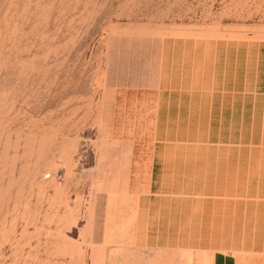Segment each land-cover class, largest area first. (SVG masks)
Instances as JSON below:
<instances>
[{
	"label": "rangeland",
	"instance_id": "1",
	"mask_svg": "<svg viewBox=\"0 0 264 264\" xmlns=\"http://www.w3.org/2000/svg\"><path fill=\"white\" fill-rule=\"evenodd\" d=\"M217 251L264 264V0H0V264Z\"/></svg>",
	"mask_w": 264,
	"mask_h": 264
},
{
	"label": "crops",
	"instance_id": "2",
	"mask_svg": "<svg viewBox=\"0 0 264 264\" xmlns=\"http://www.w3.org/2000/svg\"><path fill=\"white\" fill-rule=\"evenodd\" d=\"M225 255L229 256V254H223L222 252H218V251L215 252L213 256V264H224L226 259L230 261L231 259L226 258ZM233 261H235V259H233Z\"/></svg>",
	"mask_w": 264,
	"mask_h": 264
}]
</instances>
